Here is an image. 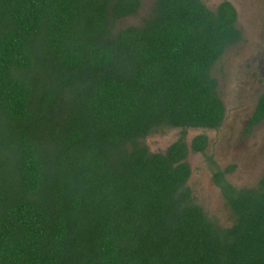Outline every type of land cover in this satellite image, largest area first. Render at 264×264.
<instances>
[{
	"label": "trees",
	"instance_id": "trees-1",
	"mask_svg": "<svg viewBox=\"0 0 264 264\" xmlns=\"http://www.w3.org/2000/svg\"><path fill=\"white\" fill-rule=\"evenodd\" d=\"M142 9L0 0V264H264V187L224 183L222 224L187 184L188 148L206 143L187 130L223 119L213 69L241 38L236 11Z\"/></svg>",
	"mask_w": 264,
	"mask_h": 264
},
{
	"label": "rangeland",
	"instance_id": "rangeland-1",
	"mask_svg": "<svg viewBox=\"0 0 264 264\" xmlns=\"http://www.w3.org/2000/svg\"><path fill=\"white\" fill-rule=\"evenodd\" d=\"M252 1V0H251ZM153 0H142L143 9L141 14L148 11ZM206 3H213V0H203ZM254 5V19L261 17V12L264 7L263 0H253ZM211 8V6L207 5ZM140 20V15L135 18H128V23H137ZM252 27L255 30H247L245 44H259L264 40V31L259 26L258 22L253 23ZM248 52L235 53L234 48L229 47L221 56L219 62L213 69V75L217 77L218 69L223 66L227 78L223 84L218 85V92L229 106L234 105L236 100L244 95L247 99L250 93L247 87L240 83L241 79H237L238 71L242 68L243 59L248 57ZM221 65V67H220ZM229 75L232 76L229 79ZM238 94V98H235ZM227 119H231L228 117ZM229 129H236L237 125H232L228 122ZM208 133L207 130H191L186 132L185 139L190 142L193 135ZM238 130L226 134V137H231L230 140L222 139L211 141L207 152L204 154L189 152V164L192 170L191 178L188 180L195 201L203 206L210 214L214 215L220 223L228 224L232 219L231 212L226 205L225 198L222 196L221 186L216 183L213 178L215 167H227L231 164L237 166L235 176L250 177L247 182H235L238 187L254 186L257 184L256 178L260 172L264 173V125L258 127L254 132L248 134H240L238 138ZM216 133L212 135L215 137ZM178 137V130L170 129L164 133L151 134L146 137L145 142L148 148L153 152L163 151L168 144L172 143ZM189 144V143H188ZM236 153H240V161H238ZM233 173V172H232ZM230 173L232 181L233 176Z\"/></svg>",
	"mask_w": 264,
	"mask_h": 264
},
{
	"label": "flooded vegetation",
	"instance_id": "flooded-vegetation-1",
	"mask_svg": "<svg viewBox=\"0 0 264 264\" xmlns=\"http://www.w3.org/2000/svg\"><path fill=\"white\" fill-rule=\"evenodd\" d=\"M222 1L229 2L236 11V24L237 28L240 30L241 38L238 42H236L231 47L234 48V54L243 52H248L249 56L243 59L242 68L238 71L237 79H241L242 84H244L249 93L250 97L247 99L244 95H241L239 99L236 100V103L234 105L229 106L226 104L225 100L220 96L223 106H224V114L223 119L219 126L216 128H209L205 129L208 133H202L204 134L206 138V143L203 148V151H193L190 147L188 148V155L186 160L189 161V152L192 153H198V154H204L207 152V149L210 146V143L212 140L221 141L222 139L230 140L231 137H226V134L238 130L239 135L240 134H248L250 132H254L258 127L264 125V114H262L261 111H259V106L261 105L263 99H264V40L259 44H245L246 43V36H247V30L252 29L255 30L254 27H252L253 23L258 22L259 26H261V29L264 31V7L261 12V17H259L257 20L254 19V5L252 4L251 0H213V3H206V5L211 6V8H215L219 3ZM264 2V0H263ZM221 67V65H220ZM218 69V85L220 86L223 84L224 80L227 78L226 72L223 68ZM232 76L229 75V79H231ZM235 98H238V94ZM230 117L231 119H227ZM228 122L232 125H237L236 129H229ZM216 133L215 137H212ZM193 135L190 139V142L192 141ZM189 142V144H190ZM169 146V144H168ZM167 146V147H168ZM238 161H240L241 154L236 153ZM190 165V164H189ZM237 171V166L231 164L227 167H215V172L213 173V178L216 183H219L220 186L224 185V183L230 185L235 190H261L264 187V173L260 172L259 176L256 178L257 184L254 186H247V187H238L239 185L235 184V182H247V180L250 178L248 176L242 177V176H235V173ZM233 172V173H232ZM230 173H232L233 179L231 181L230 179ZM192 175V170H191ZM190 175V178H191ZM216 176V177H215ZM189 178V179H190ZM235 181V182H234ZM264 190V189H263ZM222 192V190H221ZM222 196L223 192H222Z\"/></svg>",
	"mask_w": 264,
	"mask_h": 264
},
{
	"label": "water",
	"instance_id": "water-1",
	"mask_svg": "<svg viewBox=\"0 0 264 264\" xmlns=\"http://www.w3.org/2000/svg\"><path fill=\"white\" fill-rule=\"evenodd\" d=\"M190 141V140H189ZM187 143H189L188 141H187ZM189 145V144H188Z\"/></svg>",
	"mask_w": 264,
	"mask_h": 264
}]
</instances>
